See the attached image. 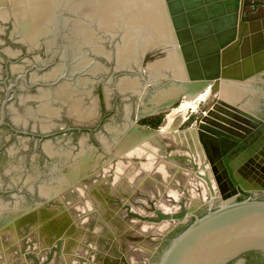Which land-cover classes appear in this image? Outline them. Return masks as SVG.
Wrapping results in <instances>:
<instances>
[{
    "label": "water",
    "instance_id": "95a60500",
    "mask_svg": "<svg viewBox=\"0 0 264 264\" xmlns=\"http://www.w3.org/2000/svg\"><path fill=\"white\" fill-rule=\"evenodd\" d=\"M0 264H264V0H0Z\"/></svg>",
    "mask_w": 264,
    "mask_h": 264
}]
</instances>
